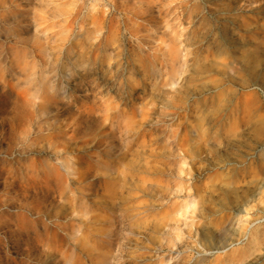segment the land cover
I'll list each match as a JSON object with an SVG mask.
<instances>
[{
    "label": "rangeland",
    "instance_id": "rangeland-1",
    "mask_svg": "<svg viewBox=\"0 0 264 264\" xmlns=\"http://www.w3.org/2000/svg\"><path fill=\"white\" fill-rule=\"evenodd\" d=\"M0 264H264V0H0Z\"/></svg>",
    "mask_w": 264,
    "mask_h": 264
}]
</instances>
